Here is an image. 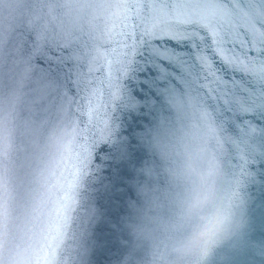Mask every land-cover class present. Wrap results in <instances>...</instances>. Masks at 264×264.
<instances>
[{"label":"water","instance_id":"95a60500","mask_svg":"<svg viewBox=\"0 0 264 264\" xmlns=\"http://www.w3.org/2000/svg\"><path fill=\"white\" fill-rule=\"evenodd\" d=\"M134 2L0 0V39L34 38L33 29L42 27L47 46L52 50L48 55H61L59 50L67 45L70 52L83 57L84 71L100 89L101 105L93 125L85 127L74 125L64 117L54 118L34 134L26 154L16 153L6 162L0 159V253L6 240L27 237L41 242L39 220L52 194L48 186L52 172L58 176L71 174L54 238L58 243L51 247L49 242L53 264H57L59 255L61 264H122L124 258H129L125 247L128 241L132 245L133 264H148L153 241L163 237L174 199L182 188L175 174L184 150L206 138L201 117L203 106L195 93L187 90L165 93L162 106L149 117L150 122L144 124L142 131L131 117L122 119L112 143L93 148L92 142L107 134L102 132L101 121L107 110L109 73L116 74L120 68L130 30L154 26L156 31L163 32L187 27L189 31L206 35L204 26L215 25L222 33L237 31L243 36L245 21L243 13L236 8L242 0H144L159 6L121 9L120 34L110 38L104 28V6ZM181 20L191 23L181 25ZM152 43L158 47L175 46V41L160 35ZM226 46L241 54L239 43ZM209 55L214 68H221L220 74L229 82L251 79L248 74L232 69L225 73L220 57ZM248 55L257 54L249 51ZM34 63L37 67L44 66L39 58ZM89 67L95 71L89 73ZM12 102L11 85L0 84V115L11 108ZM243 119L264 126V121L253 120L251 114ZM139 132L141 142L137 140ZM89 151L91 164L86 173ZM238 163L241 161L237 149L224 145L223 165L227 176H234ZM248 170H256L257 174L243 189L241 226L215 250L211 264H264V168L257 161ZM5 178L10 186L7 218L2 203ZM83 202L96 210L87 226L81 223ZM41 247L44 258L48 259V248L42 242Z\"/></svg>","mask_w":264,"mask_h":264},{"label":"snow or ice","instance_id":"6c2138e0","mask_svg":"<svg viewBox=\"0 0 264 264\" xmlns=\"http://www.w3.org/2000/svg\"><path fill=\"white\" fill-rule=\"evenodd\" d=\"M158 6L144 0L126 5L137 10ZM236 8L243 13V36L237 31L222 33L206 25L203 28L206 35H200L197 30L189 31L187 27L163 32L156 31L154 26L130 30L120 68L116 74L109 73L107 110L101 121L102 132L107 134H102L99 141L94 140L92 147L111 144L121 120L126 121L128 117L142 131L144 124L150 122L149 117L162 106L165 93L187 90L195 93L204 114L217 125L223 144L237 149L241 163L236 167L246 186L257 174L248 167L259 161L264 168V126L243 119L251 114L253 120L264 121V0H242ZM179 23L190 24L191 21ZM33 31L34 38L21 36L10 41L5 36L0 39V84L11 85L13 98L11 108H6L0 118V147L6 154H26L34 134L54 118L64 117L74 125L85 127L93 125L101 106L100 89L84 71L83 57L70 52L67 45L59 50L61 55H48L52 50L47 46L45 30L37 27ZM158 35L175 41V46L158 47L152 43ZM229 43H239L241 54L229 49L226 46ZM181 48L186 50H178ZM249 51L257 55L250 57ZM209 53L220 57L225 73L232 69L248 74L251 79L243 83L229 82L220 74L221 68H214ZM35 58L42 59L44 66L37 67ZM93 71L95 69L88 68L89 73ZM140 132L137 140L141 142ZM91 155L89 151L86 173ZM9 204L6 186V218ZM82 207L81 223L87 226L96 210L84 202ZM123 229L126 231L125 222ZM125 247L129 258H124L122 264H133L131 242ZM57 264H61L60 255Z\"/></svg>","mask_w":264,"mask_h":264},{"label":"clouds","instance_id":"9594fccd","mask_svg":"<svg viewBox=\"0 0 264 264\" xmlns=\"http://www.w3.org/2000/svg\"><path fill=\"white\" fill-rule=\"evenodd\" d=\"M123 8L126 5L114 3L104 6V28L110 38L120 34ZM206 26L217 29L215 25ZM201 117L206 138L184 150L175 174L182 188L174 199L172 215L166 222L163 237L152 243L148 264H211L215 250L241 226L239 211L244 204L245 183L238 171L232 177L227 176L220 130L203 110ZM11 156V152L6 154L0 147V159L6 162ZM70 179V172L59 176L52 172L48 177L52 194L48 197L39 225L41 242L48 248L49 258H44L41 242L24 237L5 241L0 264H53L51 247L58 243L54 238ZM6 186L10 192L7 178L3 183V209Z\"/></svg>","mask_w":264,"mask_h":264}]
</instances>
